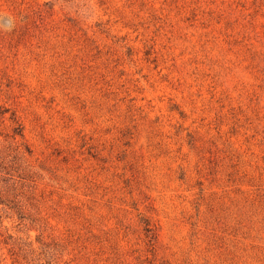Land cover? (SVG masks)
<instances>
[{
	"label": "rangeland",
	"instance_id": "obj_1",
	"mask_svg": "<svg viewBox=\"0 0 264 264\" xmlns=\"http://www.w3.org/2000/svg\"><path fill=\"white\" fill-rule=\"evenodd\" d=\"M0 197V264H264V0H0Z\"/></svg>",
	"mask_w": 264,
	"mask_h": 264
},
{
	"label": "trees",
	"instance_id": "obj_2",
	"mask_svg": "<svg viewBox=\"0 0 264 264\" xmlns=\"http://www.w3.org/2000/svg\"><path fill=\"white\" fill-rule=\"evenodd\" d=\"M1 198V197H0ZM149 224V223H148Z\"/></svg>",
	"mask_w": 264,
	"mask_h": 264
}]
</instances>
